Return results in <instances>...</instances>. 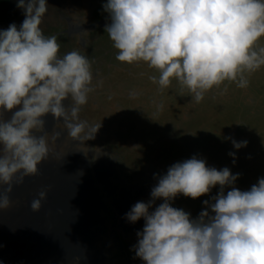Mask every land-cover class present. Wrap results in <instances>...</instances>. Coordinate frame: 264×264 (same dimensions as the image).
Instances as JSON below:
<instances>
[{"label":"clouds","instance_id":"9594fccd","mask_svg":"<svg viewBox=\"0 0 264 264\" xmlns=\"http://www.w3.org/2000/svg\"><path fill=\"white\" fill-rule=\"evenodd\" d=\"M17 8L23 22L0 30V210L13 206L15 187L38 176L51 156L44 117L51 114L58 126L62 120L68 136L81 143L101 127L80 116L102 84L93 83L89 58L79 50L61 55L57 36L45 35L47 0H17ZM103 9L116 60L146 63L158 73L150 77L153 84L164 90L176 81L191 103L225 82L247 89L249 77L264 67V0H107ZM59 137L57 132L53 143ZM232 143L237 150L247 146ZM229 155L235 160V153ZM238 179L229 168L208 167L195 156L170 166L151 200L126 214L133 224L145 221L135 256L144 264H264V178L247 191L234 186ZM217 185L219 194L204 201L197 219L172 206L180 195L196 200ZM49 191L37 192L33 213L41 212ZM157 200L163 203L150 211Z\"/></svg>","mask_w":264,"mask_h":264},{"label":"water","instance_id":"95a60500","mask_svg":"<svg viewBox=\"0 0 264 264\" xmlns=\"http://www.w3.org/2000/svg\"><path fill=\"white\" fill-rule=\"evenodd\" d=\"M94 13L84 22L77 21L73 32L87 35L99 23H110L107 12L99 22ZM154 75L158 77L143 62L107 65L99 79L103 87L115 81L120 96L114 90L112 102L97 101L95 96L91 113L81 110L82 120L101 124L95 138L84 143L68 136L62 120L58 126L51 114L44 117L51 156L39 166L38 176L15 187L13 206L0 210V240L9 239L19 264H53L48 249L42 248L55 240L60 250L55 258L63 264H144L133 249L145 221L132 227L124 217L126 210L139 201L149 202L158 178L173 164L193 156L204 159L208 167L238 173L234 186L241 191L264 178V67L249 77L253 88L225 82L206 93L199 104L191 103L187 90L176 81L160 90L150 79ZM99 92L100 88L92 95ZM71 103V98L64 101L66 107ZM4 118L10 119L11 113L5 112ZM57 132L60 137L53 143ZM233 140L246 141L247 146L237 150ZM229 153H235V160ZM49 188L43 209L33 213L30 202L38 191ZM229 190L231 186L224 189ZM219 192L217 185L196 200L180 195L172 206L197 219L205 210L204 201L211 203ZM160 203L155 201L150 211ZM120 218L125 219L121 224ZM41 236L45 239L39 240Z\"/></svg>","mask_w":264,"mask_h":264},{"label":"rangeland","instance_id":"374dc122","mask_svg":"<svg viewBox=\"0 0 264 264\" xmlns=\"http://www.w3.org/2000/svg\"><path fill=\"white\" fill-rule=\"evenodd\" d=\"M106 1L107 0H47L49 11L43 25L45 35L57 36L58 43L61 45V55L68 51L79 50L89 58L92 64L94 84L97 80H100L99 77L104 73V69L107 65L110 64L114 68H116V66H127V64H122L116 60L117 50L113 47L112 41L105 33V26H102V22L98 24L100 26L95 30L92 28L91 33L87 35L73 32V29H75L77 25L76 22L88 20L92 12H96L94 14H96L98 22L102 20L104 18L102 17L104 10L102 12L103 7L100 6H103ZM99 14L102 15L100 16ZM23 20L24 14L22 10L17 8V0H0V30L7 29L8 26L13 23L19 27ZM249 80L250 86L248 88L251 89L254 87V85L251 84L252 77ZM109 83L110 85L106 83L104 87L102 84L96 86L95 91H98V88H100V92L97 93L100 99L97 95L90 94L88 104L83 107L84 109L82 108L86 114L91 113V108H93L94 104L91 102V99H95V96L97 97V101L102 102H112L116 99V97H111L113 90L114 94L116 93L120 96V92L116 91L113 87V84L115 83L116 85V82L110 81ZM131 208V205H129L126 211L129 212ZM124 217L126 218L125 215ZM123 220L125 219L120 218L118 223L121 224L124 222ZM131 225L135 228L133 223H131ZM42 236L39 237V240L45 239V237ZM8 240L6 238L0 240V264H19L13 257V252ZM54 242L55 244L49 243L42 249H48L47 253L50 255L49 258L54 260L53 264H63L61 258H55L58 256V251L60 250L58 249L59 245L56 244L57 241L55 240ZM82 252L87 256L89 255L86 250ZM88 261L90 263V258ZM81 263L88 262L83 260ZM45 264H49V262Z\"/></svg>","mask_w":264,"mask_h":264}]
</instances>
